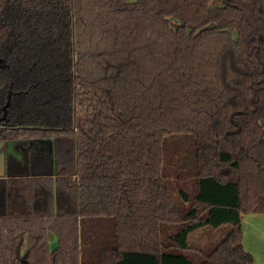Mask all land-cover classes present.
<instances>
[{
	"label": "trees",
	"instance_id": "16d2710c",
	"mask_svg": "<svg viewBox=\"0 0 264 264\" xmlns=\"http://www.w3.org/2000/svg\"><path fill=\"white\" fill-rule=\"evenodd\" d=\"M169 135L197 192L164 173ZM0 146V264H197L191 235L225 225L199 264H253L264 0H0Z\"/></svg>",
	"mask_w": 264,
	"mask_h": 264
},
{
	"label": "rangeland",
	"instance_id": "374dc122",
	"mask_svg": "<svg viewBox=\"0 0 264 264\" xmlns=\"http://www.w3.org/2000/svg\"><path fill=\"white\" fill-rule=\"evenodd\" d=\"M164 148V173L167 175L169 182L176 187L175 189L197 192L195 179V156H194V138L191 135H169ZM176 170H179L176 172ZM6 181L4 182V186ZM173 186V187H174ZM206 232H214V237L204 235L199 239V231L195 232L190 237L191 254L198 261L197 264L203 261V254H209L217 245L221 243V239L229 232V225H225L219 229L205 228ZM206 244L201 247V244ZM50 246L55 249L58 245L54 239L50 241ZM201 247V248H200ZM201 260V261H200Z\"/></svg>",
	"mask_w": 264,
	"mask_h": 264
},
{
	"label": "crops",
	"instance_id": "0c3cea01",
	"mask_svg": "<svg viewBox=\"0 0 264 264\" xmlns=\"http://www.w3.org/2000/svg\"><path fill=\"white\" fill-rule=\"evenodd\" d=\"M5 172V161H3V154H0V189L6 180ZM241 223L244 249L254 258L253 264H264V213L246 214ZM204 235L214 237L216 230L208 233L204 228V230L199 231V239L203 238ZM205 245L203 243L201 247Z\"/></svg>",
	"mask_w": 264,
	"mask_h": 264
},
{
	"label": "water",
	"instance_id": "95a60500",
	"mask_svg": "<svg viewBox=\"0 0 264 264\" xmlns=\"http://www.w3.org/2000/svg\"><path fill=\"white\" fill-rule=\"evenodd\" d=\"M54 238V234L52 232H49V239L52 240Z\"/></svg>",
	"mask_w": 264,
	"mask_h": 264
},
{
	"label": "flooded vegetation",
	"instance_id": "af4514ba",
	"mask_svg": "<svg viewBox=\"0 0 264 264\" xmlns=\"http://www.w3.org/2000/svg\"><path fill=\"white\" fill-rule=\"evenodd\" d=\"M3 160H4V159H3ZM6 180H7V178H6ZM6 180H5V181H6ZM4 187H5V186H3L2 189H3ZM2 189H0V192L2 191ZM53 239H54V238H53ZM53 239H52V240H53ZM49 240H50V239H49ZM52 240H50V241H52Z\"/></svg>",
	"mask_w": 264,
	"mask_h": 264
}]
</instances>
